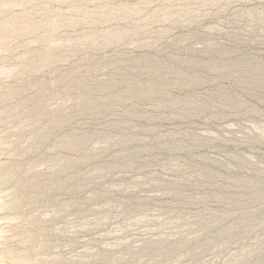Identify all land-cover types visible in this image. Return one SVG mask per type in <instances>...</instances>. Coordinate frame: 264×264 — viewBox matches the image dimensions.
<instances>
[{
  "label": "rangeland",
  "instance_id": "obj_1",
  "mask_svg": "<svg viewBox=\"0 0 264 264\" xmlns=\"http://www.w3.org/2000/svg\"><path fill=\"white\" fill-rule=\"evenodd\" d=\"M0 264H264V0H0Z\"/></svg>",
  "mask_w": 264,
  "mask_h": 264
},
{
  "label": "bare ground",
  "instance_id": "obj_2",
  "mask_svg": "<svg viewBox=\"0 0 264 264\" xmlns=\"http://www.w3.org/2000/svg\"><path fill=\"white\" fill-rule=\"evenodd\" d=\"M255 170H256V169H255ZM255 170H254V171H255ZM255 172H256V171H255ZM259 174H260V172H259ZM254 175H255V174H254ZM256 260H257V259H256Z\"/></svg>",
  "mask_w": 264,
  "mask_h": 264
}]
</instances>
